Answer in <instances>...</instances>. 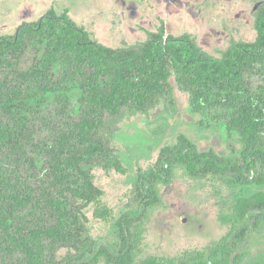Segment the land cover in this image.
I'll return each instance as SVG.
<instances>
[{
    "label": "trees",
    "instance_id": "16d2710c",
    "mask_svg": "<svg viewBox=\"0 0 264 264\" xmlns=\"http://www.w3.org/2000/svg\"><path fill=\"white\" fill-rule=\"evenodd\" d=\"M254 27L253 41L233 42L220 57L200 49L189 34H166L163 27L144 42L106 46L67 10L49 9L0 35V264H245L240 245L248 230L264 223V174L248 176L256 164L264 166V85L254 96L247 78L255 71L264 77V3L256 9ZM28 51L31 61L23 68ZM171 76L188 93L201 123L224 120L239 135L242 151L236 158L200 151L180 134L135 177L141 213L114 219L116 241L97 247L86 234L84 209L93 204V217L103 221L112 214L101 203L92 168L123 169L100 136L102 120L122 109L151 108L169 95ZM73 93L77 120L67 109ZM46 113L57 121L50 144L36 141ZM177 166L195 177H228L237 189L230 228L209 248L137 259L139 218L158 202L157 184L168 183ZM61 248L66 253L58 255Z\"/></svg>",
    "mask_w": 264,
    "mask_h": 264
},
{
    "label": "rangeland",
    "instance_id": "374dc122",
    "mask_svg": "<svg viewBox=\"0 0 264 264\" xmlns=\"http://www.w3.org/2000/svg\"><path fill=\"white\" fill-rule=\"evenodd\" d=\"M264 0H0V35L12 34L23 22L34 21L49 9L63 10L100 43L110 47L135 45L163 27L166 34H189L196 45L214 57L237 41L256 38L255 12ZM28 51L21 66L27 68ZM249 91L257 96L264 85L260 71L248 75ZM170 93L143 112L122 109L118 115L104 116L100 136L122 163V171L92 168L94 184L102 190L101 203L110 208L112 219L93 217L94 205L84 209L86 234L96 246L116 241L113 220L126 212L141 213L142 206L133 191L137 173L153 165L162 147L173 145L185 135L198 150L236 158L242 151L239 135L228 131L218 118L201 123V115L190 108L189 95L181 90L174 76L169 78ZM77 94H71L68 114L79 119ZM47 114V113H46ZM39 120L36 141L50 144L57 123L54 116ZM264 142V132L261 134ZM44 160H39L43 169ZM264 174L256 164L248 174ZM228 177L189 175L182 166L173 170L168 183L157 184L158 202L139 218V254L175 257L184 250L213 246L230 228L229 218L235 189ZM139 219L134 220L136 225ZM248 230L241 248L244 263L264 261V223ZM58 255L66 253L65 248ZM98 264H103L101 260Z\"/></svg>",
    "mask_w": 264,
    "mask_h": 264
}]
</instances>
